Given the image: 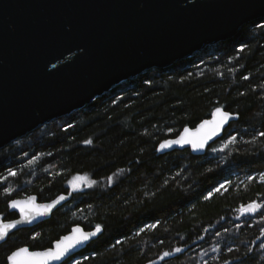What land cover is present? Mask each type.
I'll list each match as a JSON object with an SVG mask.
<instances>
[{"label":"trees","instance_id":"1","mask_svg":"<svg viewBox=\"0 0 264 264\" xmlns=\"http://www.w3.org/2000/svg\"><path fill=\"white\" fill-rule=\"evenodd\" d=\"M260 24L264 18L170 67L125 80L0 148L4 220L18 217L9 208L13 199L70 195L48 220L12 233L0 245V264L20 247H51L76 225H101L103 233L62 264H264V208L238 213L242 205L264 204ZM219 106L237 119L204 154L158 153L163 141ZM76 174L105 184L71 190ZM164 252L172 255L162 259Z\"/></svg>","mask_w":264,"mask_h":264},{"label":"water","instance_id":"2","mask_svg":"<svg viewBox=\"0 0 264 264\" xmlns=\"http://www.w3.org/2000/svg\"><path fill=\"white\" fill-rule=\"evenodd\" d=\"M262 18L264 0H0V148L91 104L125 80L151 68L170 67L210 45L234 38L246 24ZM217 108L230 113L231 118L204 148L184 144L160 150L159 145L158 153L190 149L195 155L204 154L237 119L222 106ZM215 109L195 127L186 126L167 140L178 139L186 128L194 133L204 121L213 119ZM33 196L37 205L60 196L65 199L49 214L17 225L8 237L48 220L70 199L63 193L47 202H40L37 195L13 200ZM11 201L10 211L18 217L4 220L0 215L4 222L21 219L20 210L12 208ZM77 227L95 231L81 225L72 230ZM101 229L90 241L71 250L65 260L49 264H62L85 249L103 233ZM72 230L59 239L71 235ZM23 247L30 252L48 249Z\"/></svg>","mask_w":264,"mask_h":264},{"label":"snow or ice","instance_id":"3","mask_svg":"<svg viewBox=\"0 0 264 264\" xmlns=\"http://www.w3.org/2000/svg\"><path fill=\"white\" fill-rule=\"evenodd\" d=\"M261 28H264V24L258 25ZM241 51L243 48L240 49ZM246 78V77H245ZM231 118V114L228 112H224L221 108H216L213 114L212 120H206L196 129L193 133L190 129H185L184 133L175 140H165L160 144V150H164L166 148H170L173 145H191L194 149H202L208 142V140L212 139L213 136L217 135L220 129L224 124L228 122ZM260 135L264 136V133ZM235 141V137H232L228 143H232ZM86 143H91V140L86 141ZM215 150V149H214ZM9 175L15 176L16 172L9 171ZM109 181L112 180V177L108 178ZM87 180V177H76L75 181L84 182ZM261 180L264 181V175L261 176ZM95 181H91L90 184H95ZM75 186V184H74ZM224 186L221 185V188ZM7 191H11L8 189ZM217 192L220 191V188L216 189ZM64 196L58 197L56 200L52 201L48 204L37 205L35 203L36 197H29L24 201L21 200H12L11 207L18 208L20 210L21 219L14 220L10 222H4L0 219V241H4L8 235L10 230L15 229L17 225L22 223H31V220L34 219L37 215H47L52 209L56 207L60 201L64 200ZM264 208V204L252 202L247 204L246 206L242 205L240 209L241 212L245 213H255L259 209ZM149 227L154 228L155 225H151ZM101 226L97 225L95 231L85 232L83 229L77 227L72 230L71 235L64 236L62 239H59L55 242V246L48 248L42 252H30L28 248L23 247L19 248L16 251H13L11 255L7 257V260L10 261V264H49L50 261H60L65 260L71 250L75 249L78 245L84 244L90 241L93 237L97 236L99 232H101ZM37 236L39 233L36 234ZM182 249L176 248L175 252H181ZM231 251V249H230ZM171 252H164L163 257L171 256Z\"/></svg>","mask_w":264,"mask_h":264},{"label":"rangeland","instance_id":"4","mask_svg":"<svg viewBox=\"0 0 264 264\" xmlns=\"http://www.w3.org/2000/svg\"><path fill=\"white\" fill-rule=\"evenodd\" d=\"M87 177V180L84 182H78L75 181L76 177ZM91 181H95V184H90ZM114 181V179L112 178L111 181H107L109 184H111ZM75 184V186H74ZM105 181H103L102 183L97 182L96 180H94L89 174H76L73 175L70 180L68 181L67 185L69 186V188L71 190H84V191H91V190H95L100 188L101 186H104ZM241 211H238V213H240Z\"/></svg>","mask_w":264,"mask_h":264}]
</instances>
